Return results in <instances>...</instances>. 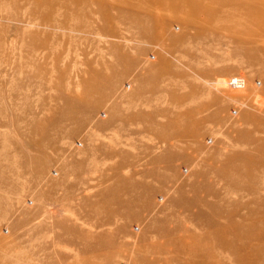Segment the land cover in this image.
<instances>
[{
	"label": "rangeland",
	"instance_id": "374dc122",
	"mask_svg": "<svg viewBox=\"0 0 264 264\" xmlns=\"http://www.w3.org/2000/svg\"><path fill=\"white\" fill-rule=\"evenodd\" d=\"M244 3L0 0V264H264Z\"/></svg>",
	"mask_w": 264,
	"mask_h": 264
},
{
	"label": "crops",
	"instance_id": "0c3cea01",
	"mask_svg": "<svg viewBox=\"0 0 264 264\" xmlns=\"http://www.w3.org/2000/svg\"><path fill=\"white\" fill-rule=\"evenodd\" d=\"M179 105H182V103H179ZM139 124V123H143V117H141L138 113L134 114V115H127L125 116L124 113L121 114V124L125 125V124ZM150 132L152 133L153 137H156V131L150 130ZM176 133L181 134L180 131H177ZM178 137H180V135H178ZM186 137V136H185ZM189 140V138H187ZM141 195H143V192L141 193Z\"/></svg>",
	"mask_w": 264,
	"mask_h": 264
},
{
	"label": "built area",
	"instance_id": "2783aa9c",
	"mask_svg": "<svg viewBox=\"0 0 264 264\" xmlns=\"http://www.w3.org/2000/svg\"><path fill=\"white\" fill-rule=\"evenodd\" d=\"M225 85L232 89H242L244 87V79L238 75L229 76L225 79Z\"/></svg>",
	"mask_w": 264,
	"mask_h": 264
},
{
	"label": "bare ground",
	"instance_id": "6f19581e",
	"mask_svg": "<svg viewBox=\"0 0 264 264\" xmlns=\"http://www.w3.org/2000/svg\"><path fill=\"white\" fill-rule=\"evenodd\" d=\"M235 0H224V2H234ZM241 5H246L247 3H244V0H236ZM252 7V6H251ZM256 9V8H255ZM262 13V11H261Z\"/></svg>",
	"mask_w": 264,
	"mask_h": 264
}]
</instances>
